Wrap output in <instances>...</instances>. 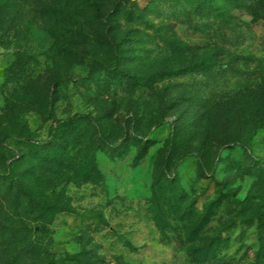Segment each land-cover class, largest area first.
I'll return each instance as SVG.
<instances>
[{
    "label": "rangeland",
    "instance_id": "obj_1",
    "mask_svg": "<svg viewBox=\"0 0 264 264\" xmlns=\"http://www.w3.org/2000/svg\"><path fill=\"white\" fill-rule=\"evenodd\" d=\"M263 10L0 0V264H264Z\"/></svg>",
    "mask_w": 264,
    "mask_h": 264
},
{
    "label": "trees",
    "instance_id": "obj_2",
    "mask_svg": "<svg viewBox=\"0 0 264 264\" xmlns=\"http://www.w3.org/2000/svg\"><path fill=\"white\" fill-rule=\"evenodd\" d=\"M257 15H258V16H256L257 18L264 19V10L260 14H257ZM108 41L111 45L112 53L114 56V65L111 67H108V68L110 70H114L115 66L119 63V53H118L116 45L110 39H108ZM48 119L51 123H50L49 128H48L47 139L45 140V142L51 143L54 140L56 134L60 130H62L63 128H65L69 125H73L80 120L90 119V117L87 115L78 114V115H75V116L70 117L68 119L62 120V119H57L52 113H49ZM26 142L31 143V144L42 143L39 140H35V139L34 140L30 139V140H27Z\"/></svg>",
    "mask_w": 264,
    "mask_h": 264
}]
</instances>
